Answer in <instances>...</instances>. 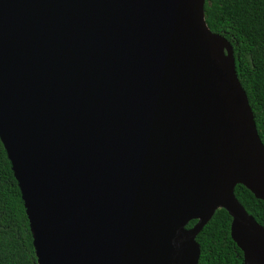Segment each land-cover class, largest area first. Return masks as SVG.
<instances>
[{"label": "water", "instance_id": "water-1", "mask_svg": "<svg viewBox=\"0 0 264 264\" xmlns=\"http://www.w3.org/2000/svg\"><path fill=\"white\" fill-rule=\"evenodd\" d=\"M203 6L0 0V141L37 264H198L218 209L243 264H264L233 194L264 200V145ZM42 200L61 221L39 223Z\"/></svg>", "mask_w": 264, "mask_h": 264}, {"label": "trees", "instance_id": "trees-1", "mask_svg": "<svg viewBox=\"0 0 264 264\" xmlns=\"http://www.w3.org/2000/svg\"><path fill=\"white\" fill-rule=\"evenodd\" d=\"M204 22L230 42L237 78L246 93L258 136L264 145V0H204ZM234 197L264 228V200L236 185ZM231 218L218 209L195 240L198 264H243L230 238ZM196 224L188 222L186 228ZM0 264H37L28 217L10 161L0 141Z\"/></svg>", "mask_w": 264, "mask_h": 264}, {"label": "bare ground", "instance_id": "bare-ground-1", "mask_svg": "<svg viewBox=\"0 0 264 264\" xmlns=\"http://www.w3.org/2000/svg\"><path fill=\"white\" fill-rule=\"evenodd\" d=\"M40 203L41 207H43L42 212H38L36 210L38 209V207H40L38 205V207L35 208V213H33L35 217L39 220V223L41 225H43L44 227H50L59 220L61 221V218L63 216V209H60L59 207L49 208L46 206V202L44 200H42Z\"/></svg>", "mask_w": 264, "mask_h": 264}]
</instances>
